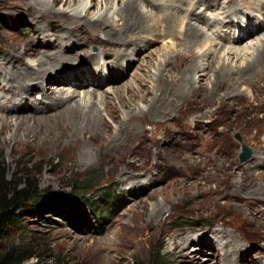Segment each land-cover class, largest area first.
Returning <instances> with one entry per match:
<instances>
[{"label":"rangeland","instance_id":"rangeland-1","mask_svg":"<svg viewBox=\"0 0 264 264\" xmlns=\"http://www.w3.org/2000/svg\"><path fill=\"white\" fill-rule=\"evenodd\" d=\"M32 1L0 0V60L6 58L3 56L11 50V45L22 46L28 42L39 49L40 54L26 57V61L38 62L45 59V54L64 52L71 46L72 52L67 54L73 59L58 67L56 73L45 76L46 83L22 101L21 105L28 110L48 102L43 94L52 79H65V84L76 87L79 83L93 84L102 76L104 82L93 84L100 86V94L111 98L114 89L121 87L127 95L130 87L136 90L140 87L142 81L136 82L140 75L148 88H153L158 72L177 54L192 51L202 56L212 47L216 52L210 55L215 56V67L220 68L224 62L232 61L233 56L228 60L227 51L231 47L242 49L255 44L257 39H264V10L258 12L255 4L247 8L243 0H219L217 11L208 10L203 4L196 9V15L205 13L210 23L208 26L197 23L206 36L196 46L184 44L183 36L173 40L162 36L164 24L125 46L106 43V48L111 47L113 52L104 50L93 40L86 42L79 31L72 33L75 40L63 45L56 37L61 27L55 22L37 19V11L29 7ZM91 1L87 18L94 20L104 12L107 2ZM112 1L107 3L109 8ZM158 3L162 6L154 8L153 4ZM211 3L217 6L216 1ZM232 3L238 6L233 21L222 15L223 9ZM164 5L167 6L157 0L145 8V13L149 12L147 25L152 30V19L162 18L166 12ZM72 6L60 4L53 8L70 12ZM189 14L183 15L188 18ZM216 20L225 24L232 21L230 26L234 27L250 25L255 32L235 45L233 32L217 25ZM115 23L118 30L122 22L117 18ZM255 23L259 24L257 28ZM40 25L45 27L46 33L41 31ZM184 26L179 23L178 31H184ZM219 32L223 37H217ZM34 41H38L37 45ZM223 46L227 47L226 52ZM247 52L241 53L243 59L249 57ZM240 62L235 60L233 66H239ZM108 68L114 71L116 81L105 82ZM208 74L200 77V85L210 90L214 72ZM91 84L76 89L79 96L75 100L80 101L83 93L91 90ZM241 93L235 97L239 104L236 111L222 106L220 100L212 103L213 98L205 95L192 101L189 97L171 112L147 114L116 141L107 143L100 154H97V145L83 137H80L82 148L71 147L64 140L65 148L45 144L32 155L24 149L13 153L4 140L14 132L1 136L0 157L5 162L8 179L19 183L20 188L36 187L40 203L44 205L35 213L24 211L20 228L0 245L6 249H29L28 253L34 257L23 264H264V195H252L264 188V181L257 182L255 188L245 186L248 174L264 173V166L257 159V153L264 154V92H253L245 84ZM242 95L250 99V105ZM152 99L151 95L145 103L140 100L138 109L147 111ZM117 103L121 106L119 101ZM100 108L115 134L121 123L108 116L102 104ZM129 115L127 108H121L122 121ZM14 116L11 118L15 122ZM26 131V134L33 135V131L37 134L34 129ZM40 135L42 141L49 136L46 131ZM237 135L252 150L245 161L241 160L242 143ZM107 146L111 151H106ZM84 147L91 151L85 161L81 158ZM129 150L135 151V155L128 154ZM158 162L163 166L156 167ZM256 168L259 171H255ZM121 171L124 174L121 175ZM131 175L140 177V184L127 181L126 177ZM231 183L241 186L242 199L220 197V192ZM156 208L155 218L151 213ZM223 222L229 224L224 229L236 235L237 243L233 245L239 244V248L225 247V240L214 236L215 230L221 229L219 223ZM227 253L233 254L226 261Z\"/></svg>","mask_w":264,"mask_h":264},{"label":"bare ground","instance_id":"bare-ground-1","mask_svg":"<svg viewBox=\"0 0 264 264\" xmlns=\"http://www.w3.org/2000/svg\"><path fill=\"white\" fill-rule=\"evenodd\" d=\"M19 1L27 2L28 0ZM108 1L109 0H106L107 3ZM117 1H119L118 7ZM156 1L157 0H113L112 6L109 8L106 3L105 10L104 7L102 8L104 12L99 15L97 14L98 16L95 15L94 17L97 16V18L94 20L87 18L89 9L92 7L91 0H83L81 2L79 0H33L30 2L29 7L37 11V19H45L50 23L55 22L58 27H61L60 31L58 33L56 32V37H59L58 40H60V43L63 45H67L72 42L73 39L75 40L72 33L74 31H79L82 33V38L85 39L86 42L93 40L101 44L104 50L112 52L114 50L111 49L110 46V48H106V43H112V45L117 46L131 44L141 35L155 32V28L160 24L165 25L162 30L164 35L162 34V36L170 37L172 40L183 36L184 44L187 43L191 46H196L201 38L206 36L205 31H203L197 23H205L207 26L210 25L205 13L196 15V9L199 4H203L206 9L211 11L219 10V0H199L197 4L196 1L190 0H160L164 2V4H167V6H163L166 12L162 15V18H156L158 17L156 16L152 19L154 24L152 27L154 30H152L151 27L147 25L148 21L146 16H149V12L145 13V8L147 5ZM214 1H216L217 6H213L211 3ZM243 1L249 6L247 8L253 7L255 4L258 12L264 10V0ZM60 4L69 7L73 4V6L70 12L55 11L53 7ZM153 5L156 6L154 8L157 9H159V6H162L159 5V3ZM148 8L149 7H147V9ZM236 12H238V6L233 4L229 8L223 9L222 15H227L231 18L230 20H232L237 16ZM184 13H190L189 17L187 18L184 16ZM154 14L152 16H154ZM117 18L122 22L118 30L115 29V21ZM232 21L225 24L220 20H216L215 23L224 28L227 27L229 31L233 32V44L235 45L239 41L246 39L249 35H253L255 32L250 25L249 27H245L247 28L246 30L245 28L234 27L233 24L230 26ZM181 22L183 26L185 25V29L182 32L178 31V25ZM258 25V23H255L256 28ZM261 26H263V24ZM40 28L42 32L46 33L43 25H40ZM217 37L220 38L223 36L219 32ZM227 40L229 42L231 41L230 38ZM28 43L22 46L18 44L11 45V50L6 52L3 56V58L5 56L6 58L0 60V77L3 76L0 78V137L14 132L11 137L4 140V143L11 147L13 153H16L19 149H24L32 155L34 154V150L45 144L65 148L67 146L63 147L64 140L67 141L71 147L82 148L83 141L80 137H83L84 140L95 143L98 148L97 154H100L99 152L105 149L104 147L107 143L109 144L111 141H116L120 135H124L123 133L129 130L139 118L147 114L157 115L160 112L163 114L171 112L177 108L178 103H183L189 97L191 98L189 100L192 101L193 98L209 95L210 98H213L212 103L220 100L222 106L230 108L231 111H236V106L239 104L235 97L243 94L241 93V87L243 85L248 84L253 92H264V39H257L255 44H250V46L243 47L242 49L233 46L231 49L227 50V47L223 46L226 48L223 51H228V60H230L231 56H233V58L230 63L224 62L220 68L215 67V56L212 57L210 55V52H216L212 47L202 56L192 51L185 55L177 54L174 56V60L169 59L166 62L165 68L158 72L156 75V83L153 88H148V84L144 80H141L142 78L140 75V78L136 80L138 83L142 81L139 84L140 87L138 90L130 87L127 95L125 89L121 87L114 89V95L111 98L106 94H100V86H94L93 84H101V82H104L105 78L102 76L94 80V82H92L93 84L90 82L85 85L82 83L76 84L78 86H76L77 88L71 87L69 83L65 84V79H52L48 82L50 86L46 87L43 94V99L48 102H45L44 105H40L35 109L28 110L21 105L22 101L28 98L31 93L37 91L41 85L46 83L45 76L56 73L58 67L73 59L71 55L67 54L68 51L72 52L71 50L73 48L71 46L64 52L58 51L53 54L49 53V55L45 54V59H39L40 61L38 62L26 61V57L33 58L40 54L39 49ZM36 43H38V41H34V45H37ZM180 45L183 46V44ZM245 50L248 51L246 55L249 53V57L243 59L241 53ZM235 60L242 62H240L239 66H233ZM90 63L93 62L91 61ZM108 69L107 80H105V82L116 81L114 79V71H111L110 68ZM211 71L214 72V76H212L213 79L210 78L211 76L209 77L210 84L212 85L209 90V88L200 85V77H207L209 75L208 73ZM255 78L256 80H254ZM89 84H91V90L83 93L84 97L80 101L75 100L76 97L79 96L76 89H84L85 87H89ZM197 85L199 86L197 87ZM151 95L153 99L148 103V110L138 109V102L142 100L145 103ZM241 97L247 100V105H250V99L248 97L245 95ZM118 101L121 106L117 103ZM101 104L104 106L108 116L113 117V119L121 123L115 134L112 127L106 122L102 115L100 108ZM121 108H127L130 113L124 121L121 119ZM250 110L253 112L255 109ZM135 112H137V114ZM16 113L31 115H20V118ZM12 115L16 116L13 117L15 118V122L11 118ZM201 118L202 117H198V119ZM31 129L36 130L37 134L34 135L35 131L32 132L33 135L25 133L26 130V132H28ZM44 131H46L49 136L47 139L45 138V141H42L40 140V134L44 133ZM106 151H111L110 147L108 148L107 146ZM90 153L91 151L88 147L82 149L81 158L83 161L90 156ZM127 153L135 155L136 152L129 150ZM257 154H259L257 158L258 163H262L264 166V154L260 152ZM256 157L255 155L253 160ZM128 165L131 166V164ZM160 165L162 164L158 162L156 167ZM255 171L259 170L256 168ZM120 174L122 175L124 172L121 171ZM135 176L131 175L130 177H126V179L133 185L140 184V180L138 179L140 177L137 178ZM245 178V186L255 188L256 186L254 185L257 182L264 181V173L259 172L255 174L252 172ZM240 189L241 186L239 187L231 183L225 190L220 192V197L222 199H242L243 196L239 194ZM259 194L264 195V188H261V190L258 189V191L253 192L252 195ZM157 210L158 208L154 209L153 213H151L155 218L158 214ZM227 223H219L221 229H216L214 236L225 240V247L232 245V247L239 248V244L233 245V243H237L236 235L224 229L229 227ZM185 240L188 241V237L185 238ZM176 246L179 247V243ZM231 255H228L229 257H227L226 261Z\"/></svg>","mask_w":264,"mask_h":264},{"label":"trees","instance_id":"trees-1","mask_svg":"<svg viewBox=\"0 0 264 264\" xmlns=\"http://www.w3.org/2000/svg\"><path fill=\"white\" fill-rule=\"evenodd\" d=\"M7 174L5 162L0 157V243L11 239L20 228L24 211L35 213L44 205L40 203L36 187L20 188V184L9 180ZM28 252L27 248L6 249L0 245V264H23L34 257Z\"/></svg>","mask_w":264,"mask_h":264},{"label":"water","instance_id":"water-1","mask_svg":"<svg viewBox=\"0 0 264 264\" xmlns=\"http://www.w3.org/2000/svg\"><path fill=\"white\" fill-rule=\"evenodd\" d=\"M236 138L238 141H240L242 143L241 160L245 161L251 156L252 150L249 146H247L246 144L243 143V140H242L240 135H237Z\"/></svg>","mask_w":264,"mask_h":264}]
</instances>
